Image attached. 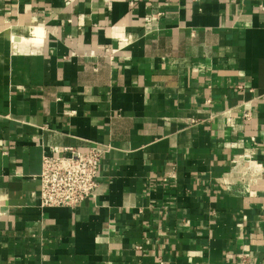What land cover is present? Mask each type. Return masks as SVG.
Returning a JSON list of instances; mask_svg holds the SVG:
<instances>
[{"label":"crops","instance_id":"obj_1","mask_svg":"<svg viewBox=\"0 0 264 264\" xmlns=\"http://www.w3.org/2000/svg\"><path fill=\"white\" fill-rule=\"evenodd\" d=\"M0 264H264V0H0Z\"/></svg>","mask_w":264,"mask_h":264},{"label":"built area","instance_id":"obj_2","mask_svg":"<svg viewBox=\"0 0 264 264\" xmlns=\"http://www.w3.org/2000/svg\"><path fill=\"white\" fill-rule=\"evenodd\" d=\"M250 119V113L244 114ZM106 150L53 149L42 157L38 199L42 208L76 209L100 187V165Z\"/></svg>","mask_w":264,"mask_h":264}]
</instances>
